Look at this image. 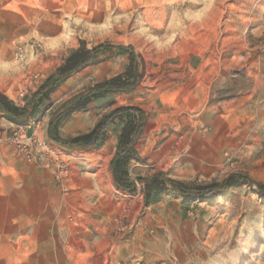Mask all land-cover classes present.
Wrapping results in <instances>:
<instances>
[{
	"label": "rangeland",
	"instance_id": "374dc122",
	"mask_svg": "<svg viewBox=\"0 0 264 264\" xmlns=\"http://www.w3.org/2000/svg\"><path fill=\"white\" fill-rule=\"evenodd\" d=\"M83 44L105 49L34 98ZM132 53L134 90L66 113L132 83ZM0 92L33 112L0 115V264H264V0H0ZM122 106L145 115L128 155L113 162L136 112L71 143ZM233 175L252 182L173 184Z\"/></svg>",
	"mask_w": 264,
	"mask_h": 264
},
{
	"label": "trees",
	"instance_id": "16d2710c",
	"mask_svg": "<svg viewBox=\"0 0 264 264\" xmlns=\"http://www.w3.org/2000/svg\"><path fill=\"white\" fill-rule=\"evenodd\" d=\"M105 47L103 45H99L93 48H87L85 44L81 47L73 50L69 56L66 58L64 64H62L47 81L44 85L41 86L38 92L35 93V97L39 96V94H44V96L48 97L52 92H54L60 83H62L67 78L71 77L82 68L92 64L99 53L104 50ZM129 47L120 46L119 50L125 51L129 50ZM131 65L128 72L129 77L133 78L132 83H126V81L121 80L120 78H113L107 80L103 83H99L88 91L84 92L80 97H78L73 103L70 104L67 114L74 112L75 110L81 109L85 106L86 102H88L90 96L94 93L101 92H115L120 90H134L137 84L140 81V75L138 71V63L136 57L132 53L131 57ZM41 96V95H40ZM39 96V97H40ZM42 97V96H41ZM133 112L138 114L139 121L137 124H134L132 127L128 125L124 128L123 132L119 136V144L117 147V153L113 162H116L122 157L128 155L132 150L133 146L143 130L145 124V115L144 112L138 108L133 106H122L117 108L108 114L104 119H102L96 127L89 133L81 134L78 137L74 138L71 143H83L86 146L97 145L102 143L105 139L106 129L109 123L119 116H128L130 117ZM0 115H4L8 120L14 122L16 124H25L33 115L27 107H21L14 103V101L10 100L5 94L0 92ZM128 120H131L129 118ZM131 122V121H130ZM130 128V129H129ZM114 177L116 183L124 190L131 189L134 185H129L123 181V173H121L117 168L114 167ZM252 182L250 178L241 177L238 175H233L229 177L224 183L221 184H213L207 189H192L189 193L187 191L186 185L180 182H173V184L179 188L182 193L186 196L192 195H206L209 192L205 190L214 191V190H225L231 186L241 184V183H249ZM260 193L264 194V189L260 190Z\"/></svg>",
	"mask_w": 264,
	"mask_h": 264
}]
</instances>
